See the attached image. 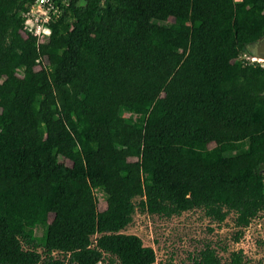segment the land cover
<instances>
[{
  "label": "trees",
  "instance_id": "16d2710c",
  "mask_svg": "<svg viewBox=\"0 0 264 264\" xmlns=\"http://www.w3.org/2000/svg\"><path fill=\"white\" fill-rule=\"evenodd\" d=\"M56 1L37 41L31 0H0V264H155L121 231L136 205L246 226L264 208V65L239 55L264 0Z\"/></svg>",
  "mask_w": 264,
  "mask_h": 264
},
{
  "label": "rangeland",
  "instance_id": "374dc122",
  "mask_svg": "<svg viewBox=\"0 0 264 264\" xmlns=\"http://www.w3.org/2000/svg\"><path fill=\"white\" fill-rule=\"evenodd\" d=\"M65 6L63 2L62 14H66ZM239 58L249 60L246 53L240 54ZM260 64L264 65V61ZM4 78H0V83ZM122 116L127 122L133 118L127 112H123ZM213 145L209 143L208 146ZM58 162L64 166L70 164L62 156L58 157ZM94 197L96 210L104 209V194L94 191ZM138 200L139 197L133 199L135 205ZM235 216L233 211H228L225 218L217 222L206 216L202 209L196 208L164 217L157 209L149 213L136 205L130 222L121 231L137 235L143 245L150 246L155 254V264H189L193 258L199 257V252L206 246L213 249L221 262H227L229 254L237 251L243 264H264V208L246 226H236ZM37 250L40 251V248ZM52 256L59 258L61 254L54 251ZM108 257L104 254L103 260H110ZM111 264L117 262L113 260Z\"/></svg>",
  "mask_w": 264,
  "mask_h": 264
},
{
  "label": "built area",
  "instance_id": "2783aa9c",
  "mask_svg": "<svg viewBox=\"0 0 264 264\" xmlns=\"http://www.w3.org/2000/svg\"><path fill=\"white\" fill-rule=\"evenodd\" d=\"M63 2H57L56 0H31L26 10L21 13V33H28L34 36L37 41L48 36L50 34L49 23L62 15L61 7Z\"/></svg>",
  "mask_w": 264,
  "mask_h": 264
},
{
  "label": "water",
  "instance_id": "95a60500",
  "mask_svg": "<svg viewBox=\"0 0 264 264\" xmlns=\"http://www.w3.org/2000/svg\"><path fill=\"white\" fill-rule=\"evenodd\" d=\"M248 58L253 61H264V33L257 39L248 42L245 46Z\"/></svg>",
  "mask_w": 264,
  "mask_h": 264
}]
</instances>
